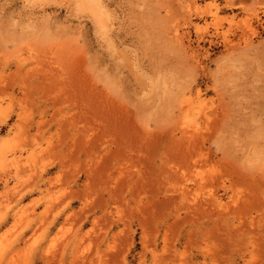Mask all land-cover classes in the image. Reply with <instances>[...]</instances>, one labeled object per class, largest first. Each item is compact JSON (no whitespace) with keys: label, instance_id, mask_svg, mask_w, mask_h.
Wrapping results in <instances>:
<instances>
[{"label":"rangeland","instance_id":"374dc122","mask_svg":"<svg viewBox=\"0 0 264 264\" xmlns=\"http://www.w3.org/2000/svg\"><path fill=\"white\" fill-rule=\"evenodd\" d=\"M75 262L264 264V0H0V264Z\"/></svg>","mask_w":264,"mask_h":264},{"label":"bare ground","instance_id":"6f19581e","mask_svg":"<svg viewBox=\"0 0 264 264\" xmlns=\"http://www.w3.org/2000/svg\"><path fill=\"white\" fill-rule=\"evenodd\" d=\"M199 163H200V162H199ZM196 166H197V165H196ZM96 168H98V167H96ZM96 168H95V169H96ZM92 171H93V170H92ZM89 174H90V173H89ZM211 199H212V198H211ZM199 204H200V203H199ZM205 207H206V204H205ZM205 207H204V204H202V205H198V204H197V206H196L197 209H196V210H197V211H200V210L203 211V209H205ZM193 208H194V207H193ZM214 208H215V207H214ZM214 208H213V209H214ZM192 210H193V209H192ZM196 210H195V212H196ZM206 210H208V209H206ZM200 212H201V211H200ZM206 212H207V211H206ZM209 212H211V211H209ZM200 214H206V213H203V212H202V213H200ZM193 230H194V229H193ZM194 231H195V230H194ZM196 231H197V229H196ZM212 232H214V231H212ZM205 235H206V234H205ZM208 236H209V235H208ZM190 237H191V236H190ZM82 253H84V252H82ZM79 254H80V253H79ZM85 256H86V255H85ZM77 259H78V258H77ZM81 259H82V258H81ZM86 260H87V259H86ZM77 261H78V260H77ZM82 263H83V262H82ZM75 264H76V262H75Z\"/></svg>","mask_w":264,"mask_h":264}]
</instances>
